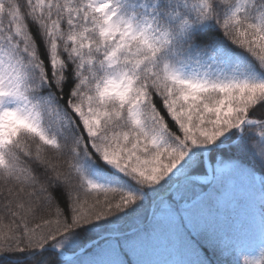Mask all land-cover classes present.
Masks as SVG:
<instances>
[{"label":"snow or ice","instance_id":"1","mask_svg":"<svg viewBox=\"0 0 264 264\" xmlns=\"http://www.w3.org/2000/svg\"><path fill=\"white\" fill-rule=\"evenodd\" d=\"M0 264H264V0H0Z\"/></svg>","mask_w":264,"mask_h":264}]
</instances>
